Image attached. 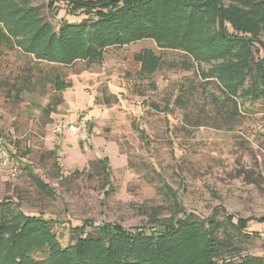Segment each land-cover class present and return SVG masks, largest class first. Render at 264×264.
I'll return each mask as SVG.
<instances>
[{
    "label": "rangeland",
    "instance_id": "rangeland-1",
    "mask_svg": "<svg viewBox=\"0 0 264 264\" xmlns=\"http://www.w3.org/2000/svg\"><path fill=\"white\" fill-rule=\"evenodd\" d=\"M0 1V145L10 154L0 168L3 251L27 242L26 260L48 264L58 249L73 251L77 226L93 239L107 225L150 235L176 230L190 213L225 220L224 207L246 220L243 231L229 226L241 253L264 256V0H138L137 23L123 24L130 39L87 32L68 65L37 57L48 39L31 40L39 17L56 33L92 26L108 0ZM221 4L225 23L248 37L221 41ZM55 73L66 90L56 92ZM81 119L77 134L55 131ZM114 237L98 248L115 255L123 244Z\"/></svg>",
    "mask_w": 264,
    "mask_h": 264
},
{
    "label": "trees",
    "instance_id": "trees-1",
    "mask_svg": "<svg viewBox=\"0 0 264 264\" xmlns=\"http://www.w3.org/2000/svg\"><path fill=\"white\" fill-rule=\"evenodd\" d=\"M137 1L138 0H108V6L112 5L113 7L108 9V11L99 10V19L95 21L92 26L84 22L66 24L62 27L60 33H56L51 24L44 23L43 19L39 17V22H41L42 25L36 29L31 40L35 42L43 36H48V39L46 40L45 46L37 52V57L43 60L46 59L67 65L70 64L77 59V52L74 51V49L72 50L71 46L87 32L91 35V38L101 34L103 36L105 35L106 38L115 37L125 40L130 39L125 31L126 27H123V24L125 23L124 25L129 27L137 23L134 19L135 15L132 12L133 7H135V2ZM133 11L140 12L138 10ZM219 12L221 17L220 37H222L221 41L223 43L226 42L227 44V42L232 43L234 41L237 43V39L241 40L248 37L246 32L241 29L231 30L230 27H233L232 22H229L231 26L228 22L225 23L229 20V17L222 4ZM130 17H133L131 19L133 24H130ZM115 28H118V30H114ZM24 29L25 28L20 29L21 31L16 33L18 35H24ZM1 38H6L8 41L9 36L1 32ZM224 45L225 44H222V47H225ZM33 50H36V47L30 48L29 51ZM50 77L56 92L64 91L70 86V83L59 73L51 74ZM99 167L104 175L107 177L110 176L111 167L108 159H100ZM34 176L36 177L39 187L41 189H46V184L40 176L36 174H34ZM222 210L226 216L225 220L215 221L211 219L206 223L203 221L204 219H200L196 214L190 213V216L175 228L176 230L159 231L155 232L156 234L152 233L150 235L141 229L130 232L122 227L116 228L115 225H107L105 229H102V231H104L101 234L102 236L100 235L97 236L96 239H93L85 234V226H77L75 229L77 230L76 232L79 233V237L77 238V243L73 247V251L66 248L61 250L58 249L56 254L50 257L54 258L56 256V261L48 264H264V256L243 255L241 253L242 245L236 241V235L233 234L229 228V226H235L240 231H243L246 220L239 218L235 221V217L229 215L224 207H222ZM23 214L27 218H31V220L45 219L42 215L27 216L26 213ZM33 229L34 227H30L28 231L31 232ZM200 232L201 235L199 238L198 234ZM103 233L105 235H103ZM114 236L122 241L123 245L117 247V249L114 250L115 255H112V253H109L110 251L108 249H110L109 246H112L111 244L115 238ZM95 242H99L97 243L98 245H92ZM3 243V241H0V264H29L30 262V264H45V260L38 261L35 258L32 259V261L30 259L26 260L27 254L32 252L27 242L19 244L18 246L15 242H10L8 245L9 251L7 249L3 251ZM101 243L104 247L108 245V249L100 250L98 247H100ZM197 248L199 249L196 253ZM228 250L232 251V255H226V251ZM211 255L217 256L216 259H210L209 261L205 259L202 261V259Z\"/></svg>",
    "mask_w": 264,
    "mask_h": 264
},
{
    "label": "built area",
    "instance_id": "built-area-1",
    "mask_svg": "<svg viewBox=\"0 0 264 264\" xmlns=\"http://www.w3.org/2000/svg\"><path fill=\"white\" fill-rule=\"evenodd\" d=\"M85 123H86L85 119H81L78 122L66 121L63 123H59L55 127V131L58 133L69 132L71 134H77L84 128ZM9 165H10V154L4 146L0 145V168H6L9 167Z\"/></svg>",
    "mask_w": 264,
    "mask_h": 264
}]
</instances>
